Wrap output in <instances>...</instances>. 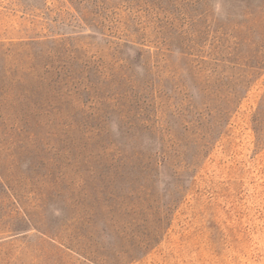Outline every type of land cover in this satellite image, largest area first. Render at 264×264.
Here are the masks:
<instances>
[{"label":"rangeland","instance_id":"rangeland-1","mask_svg":"<svg viewBox=\"0 0 264 264\" xmlns=\"http://www.w3.org/2000/svg\"><path fill=\"white\" fill-rule=\"evenodd\" d=\"M0 264H264V0H0Z\"/></svg>","mask_w":264,"mask_h":264}]
</instances>
